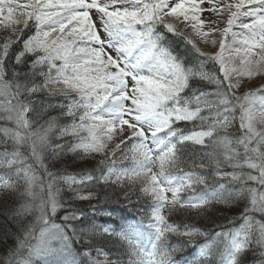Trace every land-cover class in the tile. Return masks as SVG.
Instances as JSON below:
<instances>
[{
	"label": "snow or ice",
	"instance_id": "obj_1",
	"mask_svg": "<svg viewBox=\"0 0 264 264\" xmlns=\"http://www.w3.org/2000/svg\"><path fill=\"white\" fill-rule=\"evenodd\" d=\"M0 29V264H177L186 247L185 264H264V83L236 95L264 77V0H0ZM137 188L146 226L72 206ZM216 205L242 223L175 219Z\"/></svg>",
	"mask_w": 264,
	"mask_h": 264
},
{
	"label": "trees",
	"instance_id": "obj_2",
	"mask_svg": "<svg viewBox=\"0 0 264 264\" xmlns=\"http://www.w3.org/2000/svg\"><path fill=\"white\" fill-rule=\"evenodd\" d=\"M4 35V32L2 29H0V36ZM54 102V101H53ZM55 115V113H53ZM0 126H4L3 122L0 121ZM11 126V125H7ZM233 129H229V131H232ZM116 143H119L116 142ZM114 146V145H110ZM11 150V149H9ZM209 149H204V151H207ZM4 148L3 146H0V152H3ZM22 152H24L25 155H27V150L22 148ZM195 151L196 153H199L201 151L200 148L193 146V148H190L187 150L185 154V159H188V156ZM119 157V152L117 153V158ZM198 159V157H196ZM66 161H70V157L64 158ZM31 163V161H29ZM121 163L124 164V166H130L128 161H121ZM96 161L92 160L90 162H80L75 161L74 163L69 162L67 164H58L57 168L65 167L69 172H78L81 171L83 168H92L95 167ZM52 171H56V168L50 169ZM185 170H188L187 167H185ZM211 171L210 169L206 170ZM206 174V173H202ZM208 179L210 180L211 177L209 176ZM62 192V200H67L68 194L67 191L64 190V186L60 185ZM138 189L133 190L132 194V201L129 203L127 200H125L121 193H119V190H116L115 194L111 193V190H109L110 199L108 201H104L103 199L100 200H92L91 202L88 201H75L73 203V207L76 209H79L80 211H83L86 213V215L91 219V222L96 224H112V221L115 220L118 224H129V223H137V221H143L144 226H146L149 223L150 217V201L142 196H137L136 192ZM91 205L97 206V211L95 214L92 212ZM112 211L113 217H108L105 215L106 212ZM241 209L237 207H225L223 205H216L215 209H210L208 213L201 218L200 216H193L191 218L187 217H175L177 222H179L181 219H184L188 223H194L195 226L205 232H214L219 230H226L229 227H238L242 221L238 219ZM60 212L61 216L57 219V223L62 222V217L64 215L63 210L58 211ZM57 213V215H59ZM2 219V218H0ZM112 226H115L114 224ZM15 231V229H13ZM196 242H202L205 240V237L202 235H198L195 237H191ZM172 243H176L177 239L175 237L170 238ZM13 241L12 239H8L7 243L0 242V253H3L4 248L6 246L12 245ZM193 248L192 247H186L183 251H178L173 254V258L177 261V264H185V261L190 260L192 258ZM126 258V257H125ZM248 260H252L253 256L250 253L247 257Z\"/></svg>",
	"mask_w": 264,
	"mask_h": 264
},
{
	"label": "rangeland",
	"instance_id": "obj_3",
	"mask_svg": "<svg viewBox=\"0 0 264 264\" xmlns=\"http://www.w3.org/2000/svg\"><path fill=\"white\" fill-rule=\"evenodd\" d=\"M21 2H24V0H21ZM229 2H236V0H229ZM207 7V4L205 5ZM226 19V17L224 18ZM243 22L247 23L249 22L247 19H243ZM225 25L223 23L220 24V27L223 28ZM236 31H239V29H234ZM186 35H190L189 32H186ZM217 39H219V36H217ZM199 43V41H198ZM201 48L203 51L205 52H214L217 51V48H212L211 46H207L201 43ZM242 83V87H240L239 89L236 90V95L240 96L242 94H244L247 91L250 90H254L256 87L260 86L262 83H264V77H253V78H248V77H244L241 80ZM118 142V141H116ZM138 189V188H137ZM59 215H57L56 218V223H57V219L59 218V216H61L60 212L58 213Z\"/></svg>",
	"mask_w": 264,
	"mask_h": 264
}]
</instances>
